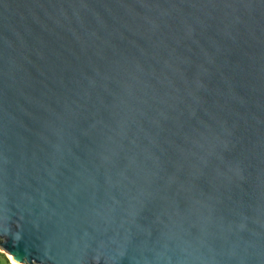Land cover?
<instances>
[{"label":"water","instance_id":"95a60500","mask_svg":"<svg viewBox=\"0 0 264 264\" xmlns=\"http://www.w3.org/2000/svg\"><path fill=\"white\" fill-rule=\"evenodd\" d=\"M0 251L264 264V0H0Z\"/></svg>","mask_w":264,"mask_h":264},{"label":"rangeland","instance_id":"374dc122","mask_svg":"<svg viewBox=\"0 0 264 264\" xmlns=\"http://www.w3.org/2000/svg\"><path fill=\"white\" fill-rule=\"evenodd\" d=\"M16 264H19L18 262H15ZM0 264H14L10 261L9 256L2 251H0Z\"/></svg>","mask_w":264,"mask_h":264},{"label":"bare ground","instance_id":"6f19581e","mask_svg":"<svg viewBox=\"0 0 264 264\" xmlns=\"http://www.w3.org/2000/svg\"><path fill=\"white\" fill-rule=\"evenodd\" d=\"M8 256H9L10 261H11L12 263L16 264L15 261L13 260V258H12L10 255H8Z\"/></svg>","mask_w":264,"mask_h":264}]
</instances>
